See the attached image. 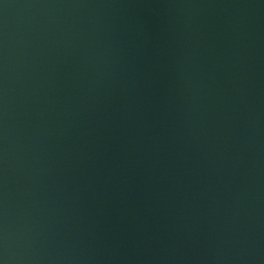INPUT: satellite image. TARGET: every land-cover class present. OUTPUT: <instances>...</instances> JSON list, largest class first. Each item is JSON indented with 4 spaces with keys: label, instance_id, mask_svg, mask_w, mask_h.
I'll return each mask as SVG.
<instances>
[{
    "label": "water",
    "instance_id": "obj_1",
    "mask_svg": "<svg viewBox=\"0 0 264 264\" xmlns=\"http://www.w3.org/2000/svg\"><path fill=\"white\" fill-rule=\"evenodd\" d=\"M0 264H264V0H0Z\"/></svg>",
    "mask_w": 264,
    "mask_h": 264
}]
</instances>
